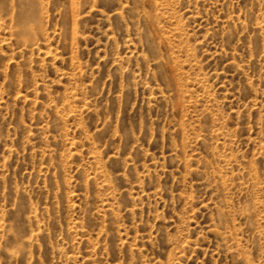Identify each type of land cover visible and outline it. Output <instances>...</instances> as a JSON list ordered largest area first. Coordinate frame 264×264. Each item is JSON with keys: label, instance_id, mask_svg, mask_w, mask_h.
Here are the masks:
<instances>
[{"label": "rangeland", "instance_id": "rangeland-1", "mask_svg": "<svg viewBox=\"0 0 264 264\" xmlns=\"http://www.w3.org/2000/svg\"><path fill=\"white\" fill-rule=\"evenodd\" d=\"M0 264H264V0H0Z\"/></svg>", "mask_w": 264, "mask_h": 264}, {"label": "bare ground", "instance_id": "bare-ground-1", "mask_svg": "<svg viewBox=\"0 0 264 264\" xmlns=\"http://www.w3.org/2000/svg\"><path fill=\"white\" fill-rule=\"evenodd\" d=\"M26 13V12H25ZM27 13H28V11H27Z\"/></svg>", "mask_w": 264, "mask_h": 264}]
</instances>
